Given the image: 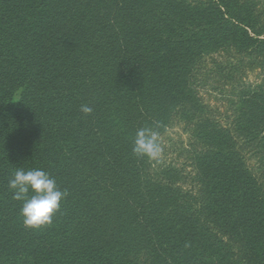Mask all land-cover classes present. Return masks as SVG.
I'll return each instance as SVG.
<instances>
[{
    "label": "trees",
    "instance_id": "1",
    "mask_svg": "<svg viewBox=\"0 0 264 264\" xmlns=\"http://www.w3.org/2000/svg\"><path fill=\"white\" fill-rule=\"evenodd\" d=\"M0 264H264V0H0Z\"/></svg>",
    "mask_w": 264,
    "mask_h": 264
},
{
    "label": "rangeland",
    "instance_id": "2",
    "mask_svg": "<svg viewBox=\"0 0 264 264\" xmlns=\"http://www.w3.org/2000/svg\"><path fill=\"white\" fill-rule=\"evenodd\" d=\"M218 62H223V58H216ZM209 68L212 65L209 64ZM240 81L244 83H256L259 81L257 71L246 72L240 77ZM223 79L219 76H212L207 85L203 88L201 96L203 101L213 110L217 119L226 121L232 114L230 101L233 98L230 85H224ZM233 84V83H232ZM188 135L178 125L169 128L166 133L160 138V149L158 158L161 161L173 162L179 166H183L189 172L188 178H191V171L189 166V151L187 149ZM247 164L250 167L255 168L257 165L256 159L253 155L248 154ZM189 180V179H188ZM189 187V186H188Z\"/></svg>",
    "mask_w": 264,
    "mask_h": 264
}]
</instances>
